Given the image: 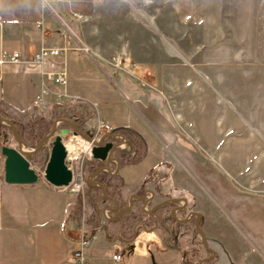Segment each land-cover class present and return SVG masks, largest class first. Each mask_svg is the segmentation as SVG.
Returning <instances> with one entry per match:
<instances>
[{
	"label": "crops",
	"instance_id": "crops-1",
	"mask_svg": "<svg viewBox=\"0 0 264 264\" xmlns=\"http://www.w3.org/2000/svg\"><path fill=\"white\" fill-rule=\"evenodd\" d=\"M92 2L0 0V112L15 121L25 115L39 119L47 133L56 120L59 129H73L71 122L84 130L79 124L84 118L89 133L102 120L114 126L105 133L122 135L125 145L114 154L119 170L115 162L80 161V190L87 184L82 194L38 181L7 183L0 146V264H81L74 258L77 251L87 264H155L154 256L157 264H264V188L233 184L227 170L210 164L227 159V146L260 145L264 127H254L253 115L248 118L238 105L218 107L215 92L195 89L193 73L176 74L174 82L160 73L155 88L148 89L101 63L82 42L84 25L72 18L89 14ZM65 44L66 52L42 64L30 62L43 46ZM14 53L21 62L9 60ZM62 70L65 87L46 78L48 71ZM147 72L140 69L141 76ZM105 80L107 87L101 85ZM43 85L80 100L48 96L41 105ZM222 116V123L213 122ZM128 145L132 151L124 152ZM90 175L119 184L120 190L114 195L109 186L105 196L88 181ZM176 199H186L188 207L182 209ZM162 202L167 203L152 215L160 221L156 227L143 209ZM179 207L178 216H199L177 221L172 211ZM199 222L203 235L196 229Z\"/></svg>",
	"mask_w": 264,
	"mask_h": 264
},
{
	"label": "rangeland",
	"instance_id": "rangeland-1",
	"mask_svg": "<svg viewBox=\"0 0 264 264\" xmlns=\"http://www.w3.org/2000/svg\"><path fill=\"white\" fill-rule=\"evenodd\" d=\"M92 1L91 15L81 14L78 21L87 30L81 33L82 42L91 47L101 63L148 89L155 88L154 78L160 73L168 75L165 79L171 82L176 74L193 73L197 77L195 89L215 92L221 101L218 107L232 109L233 105H238L248 118L253 115L254 127L263 129L264 0ZM121 54L128 55L137 65L131 67L129 73L110 64L114 56ZM140 69H147L148 74L141 76ZM107 80L101 85L109 86ZM95 110L98 111V105ZM87 115H91V111ZM220 118L212 120L222 123L224 118ZM16 120L26 143L24 149L36 147L38 141L33 138L31 129L36 133L44 127L38 126L39 119L25 115ZM240 121L246 124L245 119L240 118ZM79 124L84 130H90L84 118ZM2 132L3 142L17 146L10 129L3 128ZM260 142L257 146H227V159L210 162L211 168L221 166L233 176L230 181L238 186L264 188L261 187L264 186V140ZM47 148H51L50 142L44 143L29 159L39 174L38 182L48 185L44 178ZM79 164L80 161L74 165L77 171ZM259 182L260 186L256 187ZM71 188L73 186L56 187ZM86 189L84 183L78 193H85ZM153 260L157 264L155 256Z\"/></svg>",
	"mask_w": 264,
	"mask_h": 264
},
{
	"label": "water",
	"instance_id": "water-1",
	"mask_svg": "<svg viewBox=\"0 0 264 264\" xmlns=\"http://www.w3.org/2000/svg\"><path fill=\"white\" fill-rule=\"evenodd\" d=\"M64 122L68 120L61 119ZM59 121H55L49 133L44 135L36 147L32 149H24L26 143L20 136L17 125L10 118L3 117L0 115V123L6 124L11 128L12 135L17 141V146H11L8 144H3L1 146V154L5 157L4 161V179L9 184H34L39 180V174L31 166L30 157L40 151L43 144L46 142L51 143V148H47V164L44 171L45 180L52 186L57 188L68 187L73 181V171L69 168L67 163V150L64 145L63 140L67 137L70 132L69 127L58 128ZM74 131L82 134L88 140L93 142L92 148V159L100 160L104 163H117L118 170L120 169V159L115 157L114 154L120 149V142L116 143L114 141L104 142L106 139H115L116 135L113 133H104L98 137V139H93L92 134L89 131H84L78 126L69 122ZM5 143V142H4ZM102 170H108V167H101L99 172ZM95 175H90L88 181L91 184L99 185L102 189L103 194L106 196V189L104 185L100 182L92 180ZM117 203V201L115 200ZM167 202L158 203L151 209H143L145 213L149 215V218L154 222L157 227L160 221L157 218H153L152 215L155 211L159 210ZM199 216L198 212H195ZM116 217L111 218L114 220ZM144 226L142 223H140ZM134 230V239L136 237V227ZM198 230L203 235L201 228L198 223L196 224ZM145 227V226H144ZM145 230H147L145 228ZM172 233V230H170ZM120 237V236H119ZM121 238V237H120Z\"/></svg>",
	"mask_w": 264,
	"mask_h": 264
},
{
	"label": "built area",
	"instance_id": "built-area-1",
	"mask_svg": "<svg viewBox=\"0 0 264 264\" xmlns=\"http://www.w3.org/2000/svg\"><path fill=\"white\" fill-rule=\"evenodd\" d=\"M57 1H64V0H57ZM72 18L76 20H80L82 18V15L79 13H73ZM69 48L68 44H65L64 46H61L59 48L57 47H46L43 46L42 49L30 60L33 64H42L44 60L50 56H57L59 54H62L63 52H66ZM9 60H11L14 63L21 62L22 58L19 53H14L12 56L9 57ZM110 64L112 66H115L121 70H123L126 73L130 72L131 67L137 66L136 63L132 62L131 58L126 54L116 55L113 57V59L110 61ZM46 78L48 80L54 81L55 83L65 87L67 84V74L64 70L62 71H48L46 73ZM48 96H54L57 101L63 102L65 99H69L70 101H79L80 98L76 96H71L67 94L64 90L63 91H53L49 87L43 85L42 92L38 95L37 101L41 105H45L47 102ZM114 130V126L108 122L105 121H99L97 126L93 129V131L90 133L92 134L93 139H98V137L105 132H111ZM118 140L122 141V135L116 136ZM78 141L85 142L87 144L86 147L80 148V150L77 152V154H71V151L67 145V143L70 144H76ZM64 145L67 150V163L70 169L73 171V181L70 186H73L76 191H80V187L83 182L82 177V171L75 170L74 165L75 163L82 161L84 159H91L92 158V148H93V142L88 140L85 136L82 134L75 132L74 129H70L69 134L67 137L63 140ZM125 146L122 142L120 143V148H123ZM87 241L83 240L82 245H86ZM74 258L78 260L81 264H87L86 259L84 258L81 251H77L74 253ZM114 259L120 260L121 255L116 254L114 255Z\"/></svg>",
	"mask_w": 264,
	"mask_h": 264
},
{
	"label": "trees",
	"instance_id": "trees-1",
	"mask_svg": "<svg viewBox=\"0 0 264 264\" xmlns=\"http://www.w3.org/2000/svg\"><path fill=\"white\" fill-rule=\"evenodd\" d=\"M0 115L1 116H3V117H7V118H10V119H12L10 116H8V115H5V114H3V113H1L0 112ZM13 120V119H12ZM14 121V123L17 125V122L15 121V120H13ZM17 127H18V130H20V127H19V125H17ZM3 128H8V129H10L11 130V128L8 126V125H6V124H2V123H0V145L2 146L3 144H7V143H4L3 142V139H2V137H3V132H2V129ZM43 129V128H42ZM41 129V127L38 129V132H36L35 133V131H34V129L32 128L31 130V132H33L32 134H34L33 135V138L34 139H36L37 141H38V143H39V141H40V139L47 133V129L45 128L44 130H42ZM133 142V141H132ZM134 145H138V144H136L135 142H134ZM141 151V150H143V148L142 147H140V149H138V151ZM138 151H136V154L138 153ZM118 155L120 156V157H122V160L124 159L123 158V154L121 153V152H118ZM138 156V154L135 156V157H137ZM135 157L134 158H130L132 161L135 159ZM129 159V160H130ZM100 182L105 186V188H107V187H109V186H112V187H115L114 189V191H113V194L114 195H116V193L120 190V186H119V184H114L113 182L111 183V182H108L104 177H100Z\"/></svg>",
	"mask_w": 264,
	"mask_h": 264
},
{
	"label": "flooded vegetation",
	"instance_id": "flooded-vegetation-1",
	"mask_svg": "<svg viewBox=\"0 0 264 264\" xmlns=\"http://www.w3.org/2000/svg\"><path fill=\"white\" fill-rule=\"evenodd\" d=\"M118 142H120V140H118L116 143H118ZM121 143V142H120ZM132 149V147H130L129 145H128V147L126 148V149H124L123 151L124 152H128V151H130L131 149ZM132 151V150H131ZM178 202H179V204H180V206L182 207V209H186L187 207H188V201L186 200V199H176ZM144 201H146V199H144ZM144 208V207H143ZM180 207H179V209L177 210H174V211H172V216H173V218L175 219V220H177V221H182V220H184L185 218H187V219H191L193 216H195V213L194 212H191V213H189L187 216H185V218L183 217V216H181V215H177V213H178V211H180ZM198 225H199V227L201 228V224H200V222L198 223ZM196 229L198 230V228H197V226H196ZM202 230V229H201ZM198 232L200 233V231L198 230ZM203 232V231H202ZM172 235L174 234V231L172 230V233H171ZM201 234V233H200ZM202 235V234H201ZM205 243H206V241H205ZM213 256H214V254H213ZM213 257H210V259H212ZM202 264V263H201ZM210 264H211V262H210Z\"/></svg>",
	"mask_w": 264,
	"mask_h": 264
},
{
	"label": "bare ground",
	"instance_id": "bare-ground-1",
	"mask_svg": "<svg viewBox=\"0 0 264 264\" xmlns=\"http://www.w3.org/2000/svg\"><path fill=\"white\" fill-rule=\"evenodd\" d=\"M67 145L71 151V154H77L80 148H84L87 146L85 142H81V141H78L76 144H73V145L70 143H67Z\"/></svg>",
	"mask_w": 264,
	"mask_h": 264
}]
</instances>
